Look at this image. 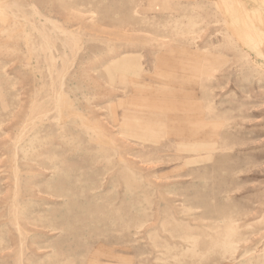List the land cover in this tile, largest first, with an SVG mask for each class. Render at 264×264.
Masks as SVG:
<instances>
[{"label":"rangeland","instance_id":"1","mask_svg":"<svg viewBox=\"0 0 264 264\" xmlns=\"http://www.w3.org/2000/svg\"><path fill=\"white\" fill-rule=\"evenodd\" d=\"M0 264H264V0H0Z\"/></svg>","mask_w":264,"mask_h":264}]
</instances>
